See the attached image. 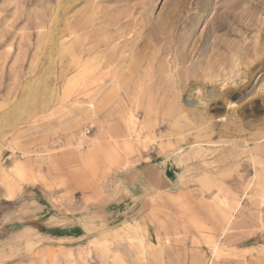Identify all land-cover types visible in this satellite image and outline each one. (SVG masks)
Here are the masks:
<instances>
[{
  "label": "rangeland",
  "instance_id": "1",
  "mask_svg": "<svg viewBox=\"0 0 264 264\" xmlns=\"http://www.w3.org/2000/svg\"><path fill=\"white\" fill-rule=\"evenodd\" d=\"M0 264H264V0H0Z\"/></svg>",
  "mask_w": 264,
  "mask_h": 264
},
{
  "label": "crops",
  "instance_id": "2",
  "mask_svg": "<svg viewBox=\"0 0 264 264\" xmlns=\"http://www.w3.org/2000/svg\"><path fill=\"white\" fill-rule=\"evenodd\" d=\"M158 156L159 155H157V157H152L154 160L151 159L149 163H141V166L143 167L134 172L135 177L131 183H122L125 187L124 190L131 195V198H134V196L136 197V195L139 194L141 195L147 187L155 191L160 190V188H168L169 190L170 188H175V178L173 177L175 164L171 163L168 158H162L163 160L158 159ZM11 168L14 173L17 172V175L20 174L19 166L17 164H13ZM120 202L121 201H110V203L114 204V207L110 210L111 214L116 210L121 209L122 205H120Z\"/></svg>",
  "mask_w": 264,
  "mask_h": 264
},
{
  "label": "built area",
  "instance_id": "3",
  "mask_svg": "<svg viewBox=\"0 0 264 264\" xmlns=\"http://www.w3.org/2000/svg\"><path fill=\"white\" fill-rule=\"evenodd\" d=\"M89 131H86L85 133L87 134Z\"/></svg>",
  "mask_w": 264,
  "mask_h": 264
},
{
  "label": "bare ground",
  "instance_id": "4",
  "mask_svg": "<svg viewBox=\"0 0 264 264\" xmlns=\"http://www.w3.org/2000/svg\"><path fill=\"white\" fill-rule=\"evenodd\" d=\"M17 174V172H15Z\"/></svg>",
  "mask_w": 264,
  "mask_h": 264
}]
</instances>
